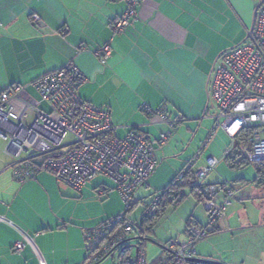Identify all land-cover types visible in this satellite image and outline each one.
<instances>
[{"label":"crops","instance_id":"obj_1","mask_svg":"<svg viewBox=\"0 0 264 264\" xmlns=\"http://www.w3.org/2000/svg\"><path fill=\"white\" fill-rule=\"evenodd\" d=\"M255 5V0H142L136 18L114 34L110 25L124 10L122 0H0V93L11 85L24 84L38 106L48 109L29 84L74 62L85 77L79 95L109 110L115 135L121 137L137 127L147 138L158 139L168 126L144 106L161 109L175 120L176 133L155 146L157 166L144 187L162 190L193 154L190 139L201 129L206 135L213 118L210 109H214L209 99L212 67L223 51L244 41ZM32 15L40 20L32 21ZM107 42L110 55L101 63L93 51ZM186 148L190 151L184 157ZM225 151L220 158L212 154L218 163L205 183L222 182L226 167H237L225 158ZM203 155L198 154L193 169L204 165L211 154ZM12 159L0 139V264H91L84 230L95 222L83 226L63 216L58 203L90 193L88 183L79 191L64 189L47 171L20 182L8 167ZM172 159L177 161L175 166ZM262 175L264 171L258 174L256 170V177ZM101 185L106 184L99 181L88 188L96 190ZM185 189L198 199L189 185L180 188L184 199ZM182 201L170 205L178 207ZM196 217L192 212L186 219L184 234L189 219L203 224ZM8 222L31 237L36 252L25 241L20 251L15 250L21 236ZM213 229L197 248V258L209 256L211 240L222 234L218 221ZM159 245L163 252L166 244ZM159 257L148 263L155 264Z\"/></svg>","mask_w":264,"mask_h":264},{"label":"built area","instance_id":"obj_2","mask_svg":"<svg viewBox=\"0 0 264 264\" xmlns=\"http://www.w3.org/2000/svg\"><path fill=\"white\" fill-rule=\"evenodd\" d=\"M122 1L123 12L110 25L114 34L122 32L136 18L137 6L142 0ZM255 2L254 20L246 30L244 41L223 51L212 67L209 99L216 112L212 114L213 130L204 142L205 146L215 129L220 128L231 141L224 156L238 146L251 162L264 160V0ZM39 20L38 15H32V21ZM93 53L104 63L110 55L109 43ZM84 82L85 77L74 62L36 78L29 85L47 103L48 109L40 108L28 95L27 85L14 84L0 93V139L13 157L8 167L17 181L30 180L39 172L47 171L54 175L58 186L75 191L96 176H106L113 187L101 185L97 188L98 194L116 190L127 209L133 203L135 191L147 185L157 166L155 146L168 140L176 122L161 109L145 105L144 110L158 115L168 129L155 140L147 138L137 127H131L119 137L115 135L109 110L94 106L79 95L78 89ZM196 158L198 155L184 165L175 182L181 181L193 168ZM217 163L218 159L210 155L204 165L194 168L198 201L207 211V223H191L186 240H171L155 264H217L194 260L197 258L195 244L208 236L236 198L232 182H204ZM172 200L168 190L155 192L142 219L164 209ZM123 216L84 230L90 262L101 261L118 251L114 264L122 260L127 264H150L146 260V233L141 226L123 220ZM8 223L21 236L14 245L15 250L20 251L25 241L36 252L31 237ZM132 240H136L134 257L127 254L130 248L121 251ZM39 264L42 263L39 261Z\"/></svg>","mask_w":264,"mask_h":264},{"label":"rangeland","instance_id":"obj_3","mask_svg":"<svg viewBox=\"0 0 264 264\" xmlns=\"http://www.w3.org/2000/svg\"><path fill=\"white\" fill-rule=\"evenodd\" d=\"M210 111L215 113L216 109L211 108ZM208 123L206 135H202L201 129L195 137L190 139L189 144L193 154L186 161L194 159L200 153H203L205 158L209 154L220 158L222 151L230 146V139L225 136L220 128L212 133L204 146V142L213 130L214 119L212 118ZM175 128L176 126L172 130L169 140L175 136ZM68 139H70L69 135L66 137V140ZM189 151L187 148L184 149L183 156L189 154ZM172 162L171 165L173 166L177 163L175 159H172ZM221 163L225 166L222 159ZM214 170L215 168L212 170L215 173ZM225 172L227 177L224 178L232 182L236 189V198L230 206L226 207L218 219L222 234H218L211 240L209 244L211 253L205 258L225 264H264V175L256 177V170L252 163L235 168L226 167ZM208 176L205 177L204 182H207ZM99 181L113 187L112 181L106 176H96L87 183L89 186ZM168 183L169 181L165 184ZM88 186L86 189H89L90 193L81 196L80 199H61L58 203L63 206V216L73 218L76 222H81L83 226L86 223L95 222L91 228L96 227L105 220L119 216L121 213H124L123 220L140 226L144 210L155 193L152 187H139L135 191L131 207L126 210V206L116 190H110L106 194L100 195L97 189L90 190ZM184 192L187 195L178 207L168 204L160 211L161 213L156 220L147 222V224H152L151 231H147L146 234L148 239L145 241L147 262H152L159 255H163L159 243L168 244L173 239L186 240L187 235L183 233V230L186 225L185 221L192 212L196 213V218L201 223H207V211L198 199L188 192V189H185ZM211 233L195 244L196 250L210 238ZM135 241L132 240L130 244L134 245ZM117 252L108 255L99 263L107 261L113 263ZM127 254L134 257V246L130 248Z\"/></svg>","mask_w":264,"mask_h":264},{"label":"trees","instance_id":"obj_4","mask_svg":"<svg viewBox=\"0 0 264 264\" xmlns=\"http://www.w3.org/2000/svg\"><path fill=\"white\" fill-rule=\"evenodd\" d=\"M240 154H241V152L239 151L238 146H234L232 148V150L227 155H225V158L228 160H231L233 163L235 162V165L239 166V167L242 165H246L248 163H252L254 165V167L256 168L258 174H261V172L264 171V160L251 162L247 158H245L242 154L241 155ZM224 181H227V180H224ZM185 185L191 186L194 190H196V193H197L198 187L195 185V177H194V169L193 168H191L189 171L186 172L185 176L183 177V179L181 181L175 182V180H173L164 189L156 191V192H163L165 190H168L169 193L173 196V200L170 204L176 206L177 204H179L184 199L185 195L181 194L180 188L184 187ZM197 198H198V195H197ZM129 208H127L126 210H128ZM160 211L161 210H157L153 214H151L150 216L141 220V223L139 225L142 227V229L144 230V232L146 234H147V231H151V227H152L151 226L152 224H150V223L147 224V222L149 220H152V222L154 220H156V218L161 213ZM145 223H146V227H145ZM191 223L196 224V225H202V224H199V223L189 219L187 221V227ZM187 227H186V232H187ZM213 227L210 230V233L214 231ZM88 259H89V257H88ZM99 262L100 261L90 262V263L91 264H97ZM120 264H127V263L124 260H122V262H120Z\"/></svg>","mask_w":264,"mask_h":264},{"label":"water","instance_id":"obj_5","mask_svg":"<svg viewBox=\"0 0 264 264\" xmlns=\"http://www.w3.org/2000/svg\"><path fill=\"white\" fill-rule=\"evenodd\" d=\"M243 42V40L240 42V43H242ZM239 43V44H240ZM238 45V44H237ZM120 216H122L123 215V213H121V214H119ZM134 239V238H133ZM148 239V238H147ZM134 245L133 244H128V245H126L125 247H123L122 249H121V251H123V250H125V249H127V248H131V247H133ZM195 261H198V262H201V263H217V264H221V263H219V262H216V261H213V260H209V259H205V258H195L194 259Z\"/></svg>","mask_w":264,"mask_h":264}]
</instances>
